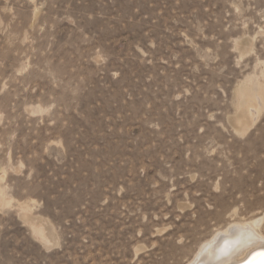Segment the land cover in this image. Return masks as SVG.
<instances>
[{"label":"rangeland","instance_id":"374dc122","mask_svg":"<svg viewBox=\"0 0 264 264\" xmlns=\"http://www.w3.org/2000/svg\"><path fill=\"white\" fill-rule=\"evenodd\" d=\"M262 212L264 0H0V264H193Z\"/></svg>","mask_w":264,"mask_h":264},{"label":"clouds","instance_id":"9594fccd","mask_svg":"<svg viewBox=\"0 0 264 264\" xmlns=\"http://www.w3.org/2000/svg\"><path fill=\"white\" fill-rule=\"evenodd\" d=\"M229 239L226 234H219L209 245L201 249L199 257L193 264H237L238 258L245 253L250 244H264V235L259 233L253 237L233 234Z\"/></svg>","mask_w":264,"mask_h":264},{"label":"bare ground","instance_id":"6f19581e","mask_svg":"<svg viewBox=\"0 0 264 264\" xmlns=\"http://www.w3.org/2000/svg\"><path fill=\"white\" fill-rule=\"evenodd\" d=\"M255 92H258V91H255ZM249 97L247 99H249ZM261 215H264V212L258 213L254 217H252L250 219V222L247 225L245 224L234 225L230 227L229 229H227L226 232L223 234H226L230 240L235 238L233 237L234 233L238 234V236H246V237H253L257 233L264 235V225H263L264 218L263 217L258 218ZM36 234L40 238H42V233L39 230L36 231ZM261 253H264V244H250L248 248L245 250V253L238 258L237 264H264V256L259 255Z\"/></svg>","mask_w":264,"mask_h":264},{"label":"snow or ice","instance_id":"6c2138e0","mask_svg":"<svg viewBox=\"0 0 264 264\" xmlns=\"http://www.w3.org/2000/svg\"><path fill=\"white\" fill-rule=\"evenodd\" d=\"M259 255L264 256V253H261V254H259Z\"/></svg>","mask_w":264,"mask_h":264}]
</instances>
